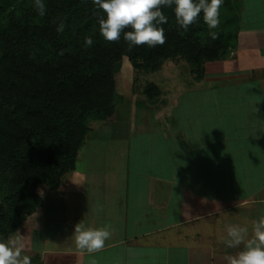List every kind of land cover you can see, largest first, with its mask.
Returning a JSON list of instances; mask_svg holds the SVG:
<instances>
[{
	"label": "crops",
	"instance_id": "1",
	"mask_svg": "<svg viewBox=\"0 0 264 264\" xmlns=\"http://www.w3.org/2000/svg\"><path fill=\"white\" fill-rule=\"evenodd\" d=\"M238 1L236 42L194 77V89L184 93L193 112L182 113L175 137L162 131L148 146L146 136L147 145L114 172L103 170L104 179L76 162L64 186L39 188L42 206L9 237H23L32 264H227L225 257L243 249L221 238L235 215L249 226L256 213L245 209L257 206L264 215V0ZM112 122V130L122 126ZM80 222L111 226L103 250L76 247Z\"/></svg>",
	"mask_w": 264,
	"mask_h": 264
},
{
	"label": "trees",
	"instance_id": "2",
	"mask_svg": "<svg viewBox=\"0 0 264 264\" xmlns=\"http://www.w3.org/2000/svg\"><path fill=\"white\" fill-rule=\"evenodd\" d=\"M43 3L46 14L40 16L35 0H0V239L5 240L42 206L40 186L57 189L75 169L91 121L116 119L122 96L115 75L124 56L148 72L181 56L200 79L207 61L234 46L239 24L238 0H224L216 40L203 13L184 31L175 4L162 6L166 43L129 50L123 34L117 42L101 35L98 21L106 14L93 0ZM61 23L64 30L57 32ZM144 94L155 103L162 90L148 83Z\"/></svg>",
	"mask_w": 264,
	"mask_h": 264
},
{
	"label": "rangeland",
	"instance_id": "3",
	"mask_svg": "<svg viewBox=\"0 0 264 264\" xmlns=\"http://www.w3.org/2000/svg\"><path fill=\"white\" fill-rule=\"evenodd\" d=\"M193 68H195L193 64L187 62L184 57L176 56L166 59L160 70L148 72L146 69L135 67L131 60L124 56L118 62L115 75L117 90L122 96L121 103L117 105L115 121L122 126L120 128L115 127L118 129L112 130L114 122L92 120L91 125L95 130H92L93 132L90 133L89 137L96 135L98 139L89 137L86 139L85 149L81 150L77 160V168L82 170L85 167L86 170L99 172L98 174L102 173L98 179L101 180L107 176L103 170L114 172L117 165L127 163L133 153H136L139 149L138 146L141 149L143 145H147L146 136L151 138V144H148V146H152V140L153 143H156L154 141L156 136L154 135L158 133L157 136L160 137L162 131L167 136L170 134L171 137H175L177 132L180 131V124L183 123L182 113L193 112V108L189 109L186 106L185 99L187 95H184V93L186 94L195 87L196 81L192 74ZM148 83L158 84L163 91L162 97L155 103L151 102L144 94V88ZM197 87L198 84H196V89H199ZM182 92L184 97H181ZM189 110L190 112H188ZM189 117L191 116H186V119ZM102 133L112 134L113 138L100 141L99 138L103 136ZM177 143L178 141L175 140L169 146L172 159L175 156L173 147L177 151ZM83 156L87 157V162L84 161ZM175 160L173 163L177 165V158ZM188 165L191 167L190 169H198V164L195 162L190 164L188 162ZM64 184L65 182L62 186ZM46 189H50V187L47 185L40 186V192L43 193ZM239 211L242 213V210ZM245 212L256 213V216H250L249 226L247 223L243 224L236 215L232 217V222L234 225L248 226L249 234H251V222L259 219V214L263 215V213L257 206L250 208L249 211L245 209ZM239 248H243V245Z\"/></svg>",
	"mask_w": 264,
	"mask_h": 264
},
{
	"label": "clouds",
	"instance_id": "4",
	"mask_svg": "<svg viewBox=\"0 0 264 264\" xmlns=\"http://www.w3.org/2000/svg\"><path fill=\"white\" fill-rule=\"evenodd\" d=\"M93 3L106 14V18L100 17L98 21L104 39L117 42L123 34L131 50L133 46L146 44L156 47L166 43L165 30L161 25L166 24L168 18L161 8L173 4L176 22L184 31L195 24L203 13V21L211 39H218L219 33L214 29L221 23L220 9L224 0H93ZM35 7L40 16L46 14L43 0H35ZM56 30L63 32L64 24H59ZM92 44V38L87 37L86 46ZM110 229V225L85 228L80 222L75 226V245L81 251L99 252L111 238ZM221 239L228 248L243 245V249L236 255L225 257L227 264H264V215L252 222L251 234L248 226L230 224L226 227V236ZM0 264H32L31 257L25 254L22 236L0 239Z\"/></svg>",
	"mask_w": 264,
	"mask_h": 264
}]
</instances>
